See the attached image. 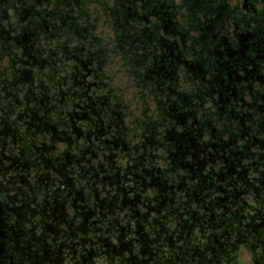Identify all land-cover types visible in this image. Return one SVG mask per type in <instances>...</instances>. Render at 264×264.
<instances>
[{
  "label": "flooded vegetation",
  "instance_id": "obj_1",
  "mask_svg": "<svg viewBox=\"0 0 264 264\" xmlns=\"http://www.w3.org/2000/svg\"><path fill=\"white\" fill-rule=\"evenodd\" d=\"M202 5L189 44L117 48L135 110L98 58L55 90L9 49L0 264H219L234 244L264 264V0Z\"/></svg>",
  "mask_w": 264,
  "mask_h": 264
},
{
  "label": "trees",
  "instance_id": "obj_2",
  "mask_svg": "<svg viewBox=\"0 0 264 264\" xmlns=\"http://www.w3.org/2000/svg\"><path fill=\"white\" fill-rule=\"evenodd\" d=\"M52 3L54 4L49 6ZM188 3L190 5L186 8L188 11L186 17L191 19L190 22L195 29L204 28L198 21L196 9H201L200 5L203 3L199 4L197 0H188L185 5ZM91 4L94 5V11L96 7L101 10L93 22H89L90 13L84 9L86 5ZM173 8L167 3V0H0V17H8L7 10L11 9L17 21L21 23L19 30L14 35V40L12 38L7 41L2 39L1 52L6 55L7 52L9 53L10 46L16 45L17 42L23 53L22 59L29 58L30 63L34 59L41 68L52 69L54 83H61L62 80L65 82L68 76H71V80L74 75L80 79L78 73L84 72L80 66L82 61L85 63L83 56L100 59L97 51L91 49L94 44L98 47L103 46L99 43L101 40L94 36L92 31L97 19L100 17L110 19V29L114 35V48L157 47L162 41L160 40L162 36L158 35L162 30L178 32L186 40L193 39L189 36L187 28L179 27L174 17ZM82 20L85 24L81 23ZM3 25L5 24H1V26ZM2 28L0 27L1 31L4 30L5 34L11 35L10 29ZM41 35H43L44 41L48 40L45 47H41L37 42ZM74 41L77 42L73 44ZM101 54L104 55V53ZM123 56L129 57L126 53ZM65 60L75 63L77 68H72L71 72L58 78L61 70L58 66L65 64ZM96 63L99 64L100 61L98 60ZM39 79L42 81L41 78Z\"/></svg>",
  "mask_w": 264,
  "mask_h": 264
},
{
  "label": "rangeland",
  "instance_id": "obj_3",
  "mask_svg": "<svg viewBox=\"0 0 264 264\" xmlns=\"http://www.w3.org/2000/svg\"><path fill=\"white\" fill-rule=\"evenodd\" d=\"M186 1L188 2V0H182V3L181 4H177L175 2V0H167V3L170 6H173L174 7L173 8V12L175 14L174 17H175L177 23L179 24V27L183 26V27L187 28L188 32L191 35H194L196 33V29L193 26V24L190 22L191 19L186 17V15H188V11H187L186 8L190 5V3H188L187 5H185V2ZM203 1H204V4H206V0H203ZM203 1H201V2L203 3ZM197 2L199 4H201L200 0H197ZM54 3L50 4L49 6H52ZM93 7H94L93 4L86 5L84 7V9H87L88 12L90 13V16H89V19H88L89 22H93V20L95 19V17L101 11L99 7H96V10L94 11L93 10ZM200 7H201V9L196 8L197 11L201 10L197 14V16L200 17V19H204V18H207L210 15H214L213 13H207L206 14V12L203 10V5H200ZM3 15H4V13H3ZM6 15L8 16L7 18L10 17V19H7V21H6V20H3L2 18H0V23L1 24H5V25L0 26V27H3L2 29H7V30L10 29L9 30V33L11 35H15L17 33V31L19 30V27H20L21 23H19L17 21L16 16L13 15V10H11V9L7 10ZM81 23L82 24H85V22L83 20L81 21ZM110 24H111L110 19L107 18V17H100L99 19H97L95 21V26L92 29V31L94 33L93 35L96 36L97 38H99L101 40V41H99V43L101 45H103V46L102 47H98V45L94 44V45L91 46V49L93 51H97V53L100 55L99 61H100V63L102 62L101 63V66H100L101 73L104 75V78L107 81H108L109 74L111 73V71L113 69L121 70L120 71V80H121L122 84H126V85L129 86L128 87V90L124 93V97H125V99H129L132 96V94H133L134 87H133V85H131V82H130L128 76H126V71L125 70H127V67H125V66H122L121 67V65L118 64V60H117L118 59V55H117V53L118 54H121L122 52L119 51V50H117V48H114V45H113L114 35H113V32L110 29ZM164 33H165V31L162 30V31H160L158 33V35L159 36H162ZM166 33H168V32H166ZM42 37H43V35H41L39 37V40L37 42L40 43V46L41 47H45L47 45V43H48V40L44 41L42 39ZM166 37L168 39H170V40H177L178 41L177 43L180 42V40L178 38L179 36H177L175 34H173V35L167 34ZM189 40L190 39H187V40L185 39L184 40L185 41V44H189L190 41H191V40L190 41ZM88 41L91 42V40H89V39H88ZM76 42L77 41H74L72 43L74 44ZM92 43H94V42H92ZM10 47H11L10 53L13 52L14 50L18 49V46H16V45H11ZM127 48H129V47H121L120 49H127ZM101 53H104V55H102ZM123 54H125V53H123ZM128 55L129 54H127V56ZM6 58L7 57L5 55L0 60V65H5L6 66V64L8 63V60L6 61ZM58 67L61 68L60 73L58 75V78L59 77L61 78L63 76V74H66V73L71 72V69L72 68H75V69L77 68L76 65H75V63L70 62V61H67V60H65V64H61ZM38 72H39L38 78H41L44 83L48 84L49 86L54 83L55 80L53 79L52 69H50L48 67H46V68H39ZM70 78H71V76H68L67 80L65 81L68 85L70 83ZM58 80H60V79H58ZM65 82L63 80H62L61 83L60 82H58V83L55 82V87H56L55 90H57V88L62 89L63 87H65L64 86V85H66ZM58 85H59V87H58ZM133 104L134 103H132L128 107V109L135 110L133 108ZM204 105H205V107H207V106H209V103L207 102ZM246 253H247V257L242 256L241 259L245 262V264H249L248 261H249L250 254L248 252H246Z\"/></svg>",
  "mask_w": 264,
  "mask_h": 264
},
{
  "label": "clouds",
  "instance_id": "obj_4",
  "mask_svg": "<svg viewBox=\"0 0 264 264\" xmlns=\"http://www.w3.org/2000/svg\"><path fill=\"white\" fill-rule=\"evenodd\" d=\"M120 71L118 69H113L108 77L109 87L117 93L121 94V102L125 107H129L133 102L125 99L124 93L127 91L125 88L117 87V80H120ZM240 253L242 255L235 254L234 250H228L221 253L220 264H239V260L242 256L247 257L246 250L243 245L240 246Z\"/></svg>",
  "mask_w": 264,
  "mask_h": 264
},
{
  "label": "snow or ice",
  "instance_id": "obj_5",
  "mask_svg": "<svg viewBox=\"0 0 264 264\" xmlns=\"http://www.w3.org/2000/svg\"><path fill=\"white\" fill-rule=\"evenodd\" d=\"M175 2L177 4H181L182 3V0H175ZM117 87H122V88H125L126 90H128V87L129 86L126 85V84H122L121 80H117ZM128 100L131 101V102H133L132 98H129ZM228 250H234L235 254L242 255L240 253V247H238L236 244L232 245L231 247L222 246L221 252L216 254L217 259L219 261V264H220V255H221V253L226 252ZM239 264H245V262L242 259H240L239 260Z\"/></svg>",
  "mask_w": 264,
  "mask_h": 264
}]
</instances>
